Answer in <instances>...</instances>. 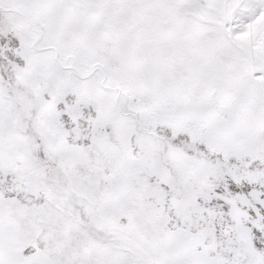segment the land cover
I'll return each instance as SVG.
<instances>
[{
    "label": "snow or ice",
    "instance_id": "1",
    "mask_svg": "<svg viewBox=\"0 0 264 264\" xmlns=\"http://www.w3.org/2000/svg\"><path fill=\"white\" fill-rule=\"evenodd\" d=\"M0 264H264V0H0Z\"/></svg>",
    "mask_w": 264,
    "mask_h": 264
}]
</instances>
